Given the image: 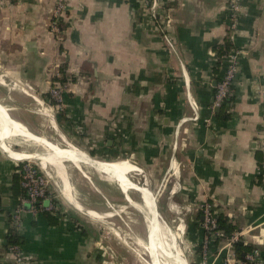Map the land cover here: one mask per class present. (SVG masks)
I'll return each instance as SVG.
<instances>
[{
	"label": "crops",
	"instance_id": "0c3cea01",
	"mask_svg": "<svg viewBox=\"0 0 264 264\" xmlns=\"http://www.w3.org/2000/svg\"><path fill=\"white\" fill-rule=\"evenodd\" d=\"M55 1L0 0V264L11 260V233L21 264H131L126 248L103 242L91 219L100 217L97 212L86 219L53 191L56 209L24 212L18 226L11 222L21 191L18 164L39 157L12 147L11 139L22 141V135L8 131L5 119L45 143L76 145L111 159L94 160L78 148L82 162L127 159L156 177L158 196L147 187L149 194L134 191L140 201L152 200L163 220L156 200L167 190L162 208L184 219L178 233L186 237L189 264L234 259L223 238L211 241L201 258L205 202L229 218L264 264V0L234 1L239 9L232 34L230 0H167L160 21L137 0H65L54 35L49 22ZM227 41L228 51L218 52ZM233 51L237 67L228 97L213 107L215 85ZM61 75L58 106L49 91ZM36 104L55 108V124L72 144L37 133L31 115ZM44 142L29 144L44 150ZM170 233L169 246L156 244L157 250L188 264ZM146 236L161 240L148 229ZM146 251L150 264H168L153 257V248Z\"/></svg>",
	"mask_w": 264,
	"mask_h": 264
},
{
	"label": "rangeland",
	"instance_id": "374dc122",
	"mask_svg": "<svg viewBox=\"0 0 264 264\" xmlns=\"http://www.w3.org/2000/svg\"><path fill=\"white\" fill-rule=\"evenodd\" d=\"M230 1L231 2L229 7H231V5L235 3V0ZM54 82L55 83L53 85H57L60 83L57 80ZM49 99H51L53 103L52 98L50 97ZM31 109L33 110L31 114L32 119L35 118L34 125H36V131L39 135H42L48 140L53 141L61 146H66V141L67 143L72 144L68 138L61 134L62 130L60 129L58 123L55 124V120L57 119L54 112L56 111L55 108L51 110L47 105L36 104ZM61 137L64 140H62ZM10 144L17 150H29L36 152L43 150L40 147L31 145L27 142H23L20 139H11ZM76 147L85 151L87 156H90L91 159L94 158V160L96 159L98 161L105 159L111 160L101 155H94L92 153H90L89 155V150H87L86 148L84 149L82 147ZM28 161L30 163L38 165V161L35 159H30ZM65 168L66 174L72 184L74 194L75 196L77 195V197L79 198L78 200L83 207L81 210H78V212L83 215V217H86V219H89V217L84 214L85 210H93L100 215L99 218L91 219H93L94 221L96 220L95 222L99 224L98 227H100V233L103 242L112 243L119 247L126 248L127 256L130 259L131 264H150L151 258L148 256L149 254H147L145 248L147 242V213L145 212V210L143 208L137 209L132 204H130L119 190L120 187L117 182L108 180L107 178H105L104 174L98 173L90 168H83V171L88 176V178H86L75 166H73L69 162L65 163ZM47 170V179L49 181L48 183L50 185V188L57 197L63 199L61 198L62 196L60 192L61 183L56 176L54 169L52 167H47L45 171ZM48 173L51 175H49ZM128 176L126 175L125 177L129 181L132 180L137 184L146 186L154 195L158 194V180L156 177L148 176L146 175V173L139 174L136 171H131ZM138 192L140 193L142 191L140 190ZM138 192L134 190H128L130 198L137 203L140 202ZM159 194L160 195L158 198L160 201H158V198L156 200L157 209L161 214L163 221L176 235L177 239L175 241V245L189 264V249L186 237L184 234L178 233L177 230V227L184 221V219L167 216L168 214L163 211L162 208V205L166 203L167 200V190H165L164 188V190L162 189ZM105 200H107V202ZM63 201L65 200L63 199ZM64 206L71 211L77 210L66 201L64 202ZM202 220L203 218L201 217V225ZM142 243L145 245V247ZM201 245L202 241L200 243V247ZM200 251L201 258L203 259L204 256L202 255V250ZM124 252L125 250H123V253ZM117 254L116 256H118Z\"/></svg>",
	"mask_w": 264,
	"mask_h": 264
},
{
	"label": "built area",
	"instance_id": "2783aa9c",
	"mask_svg": "<svg viewBox=\"0 0 264 264\" xmlns=\"http://www.w3.org/2000/svg\"><path fill=\"white\" fill-rule=\"evenodd\" d=\"M141 8L147 11L154 21H160L163 18L165 5L167 0H137ZM65 9V0H56L52 10L51 19L49 22V29L54 35L59 33L58 21L60 15ZM239 6L233 3L230 7V31L231 34L235 28L236 12ZM237 51L229 54V62L223 75L215 85L214 98L212 106H220L228 97L230 87L234 78L237 67ZM55 105H60L62 102L61 87L59 84L53 85L49 91ZM208 121V120H207ZM34 163L28 160H20L18 164V173L20 176V185L24 191V195L20 196L19 204L15 206L10 212L11 222L18 226L21 221V216L24 212L34 213L36 211H52L56 209L54 202V195L50 189L49 181L47 179V171L41 169ZM264 168V167H263ZM202 225L204 229V237L202 240L201 250L203 259L208 255V247L212 240L216 237H221L222 232L216 230L215 212L211 211V205L207 202L201 205ZM238 233H234L227 241L232 244L237 240ZM11 260L9 264H21L23 256L17 245L9 247ZM232 260L234 264H259L257 250H252L245 255V260H236L235 258H228L226 256L224 264H228Z\"/></svg>",
	"mask_w": 264,
	"mask_h": 264
},
{
	"label": "bare ground",
	"instance_id": "6f19581e",
	"mask_svg": "<svg viewBox=\"0 0 264 264\" xmlns=\"http://www.w3.org/2000/svg\"><path fill=\"white\" fill-rule=\"evenodd\" d=\"M4 121L6 125L8 126V131H16V133H20L22 135V138H21L22 141L28 142V143H30V141L32 143L44 142V138L40 139L37 136L29 135L27 132H25L21 128L19 129L17 128L16 130H14V126L11 124L9 119H5ZM44 144H45V149L41 151L42 153L36 152L33 155H35L34 157L36 156L39 157L38 162L42 169L46 170L47 167H52L54 169L55 174L61 183L60 192H61L62 197L77 210H81L83 207L77 201V199L75 198L73 194L72 185L66 174V168H65L66 162L73 164L76 168H78L81 171L83 170V167L85 168L92 167L98 173L104 174L105 178H107L108 180L116 179L117 184L119 185L120 189H122L125 192H127L130 189L132 190L140 189L144 194H149L146 186L137 184L136 182H135L136 184H132L128 182V180L126 179L125 175H128L131 171H136L139 174L142 173V171L138 167H136L135 165L127 161V159L126 160L124 159L112 160V161H108V163H102V164L94 163L92 165V164H88L86 162L80 161L81 159L86 160L84 159L85 154L82 151H80L78 148H76L75 146L60 147L54 143H45V142ZM131 204L136 205L140 207V209L143 208L145 210V212L147 213L146 214L147 215V227H148L147 229L153 232L154 235L158 237V239H161L160 241H157L154 239L150 240V238L149 239L147 238L146 247L142 243L144 247L146 249L148 247H151L154 249L155 253H153V257H159L163 261L168 262V264H179L177 260L170 261L168 256L160 255L159 251L157 250V247L155 246L156 244H159V245L168 247L169 239H168L167 234L170 233V231H168V227L166 226L164 221L160 219L157 214L154 213L153 201L147 198H141V201L139 203L131 202ZM84 214H87L89 217H99V215L92 210H85ZM180 227L181 226L177 228L178 231ZM170 235L173 238H175L174 232H171Z\"/></svg>",
	"mask_w": 264,
	"mask_h": 264
},
{
	"label": "trees",
	"instance_id": "16d2710c",
	"mask_svg": "<svg viewBox=\"0 0 264 264\" xmlns=\"http://www.w3.org/2000/svg\"><path fill=\"white\" fill-rule=\"evenodd\" d=\"M229 47H230V43L227 41L223 44V46L219 47L218 52H220V53L223 52V54H224L225 52L228 51ZM55 80H57L59 82H63L64 78L61 75L60 77L53 79V81H55ZM52 104H54V102ZM19 179H20V176H19ZM20 188H21L20 196H23L24 191H23L21 185H20ZM211 211L215 212L214 208L212 206H211ZM200 213H201V210H200ZM215 217H216V228L215 229L222 232V236L216 237L215 240H217L218 238L229 239L238 230L237 227L231 223L229 218H227L222 213H215ZM8 243H9V245H15L16 236L14 233H11L9 235ZM232 247H233L232 250H233L234 258L236 260H241V261L245 260V255L247 253L251 252L252 249L254 248V246L252 244L244 243L240 238H237V240L232 242Z\"/></svg>",
	"mask_w": 264,
	"mask_h": 264
}]
</instances>
